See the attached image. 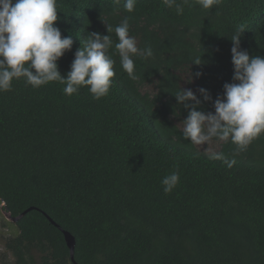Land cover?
<instances>
[{"label": "trees", "instance_id": "trees-1", "mask_svg": "<svg viewBox=\"0 0 264 264\" xmlns=\"http://www.w3.org/2000/svg\"><path fill=\"white\" fill-rule=\"evenodd\" d=\"M123 2L57 0L55 24L73 40L58 70L66 75L89 33L109 34L102 20L114 28L128 17L137 46L153 51L133 57L138 79L122 70L110 33L106 96L93 99L87 87L67 96L59 82L33 88L23 78L0 92V202L13 217L25 212L3 251L14 264H264V133L238 155L212 140L235 160L230 168L181 135L188 106L213 112L232 82L240 25V49L264 57V0H220L210 10L190 0L177 20L162 0H136L131 13ZM189 71L202 75L189 82ZM179 89L200 103H178ZM173 171L179 183L165 194L161 179ZM63 231L74 237V262Z\"/></svg>", "mask_w": 264, "mask_h": 264}, {"label": "clouds", "instance_id": "clouds-1", "mask_svg": "<svg viewBox=\"0 0 264 264\" xmlns=\"http://www.w3.org/2000/svg\"><path fill=\"white\" fill-rule=\"evenodd\" d=\"M162 2L168 8L174 7L177 13H168L166 18L177 20L183 14V6L189 4L190 0H182V3H177V0ZM219 2L196 0L205 10L212 9ZM115 3L119 4L120 0H115ZM135 3L136 0H124V10L133 12ZM58 18L57 0H0V92L11 91L12 81L23 78L33 88L59 82L64 85L63 92L67 96L78 93L81 87H87L93 99L106 96L111 87V78L115 75L116 63L109 54L114 43L110 33L117 38L114 47L120 58V66L130 79H138L133 57L148 59L153 56L150 46L139 48L136 38L129 34L128 17H124L114 28L102 20L109 34L89 33L83 47L75 52L70 70L62 76L57 62L70 50L73 40L70 36L62 38L61 30L55 24ZM145 18L141 13L139 19L143 21ZM244 31L245 26L240 25L230 39L232 82L223 84L222 96H217L213 101L214 111H200L195 106L186 105L190 110L182 122L181 135L184 140L195 145L214 139L231 142L235 145L234 155H238L264 133V57H250L248 51L240 49ZM199 57L192 63L200 65L202 61ZM201 75L200 72L193 74L189 71L187 80L191 82ZM199 92L204 101L212 99L206 89L200 88ZM174 96L178 103H200L191 89H179ZM210 158L223 160L229 168L235 164L234 159L228 161L222 152H213ZM178 183V171L165 175L161 179L163 192L170 193ZM0 210L9 213L12 218L18 217H13L6 210L3 201L0 202ZM4 218L13 224L17 222L7 219L5 215Z\"/></svg>", "mask_w": 264, "mask_h": 264}, {"label": "rangeland", "instance_id": "rangeland-1", "mask_svg": "<svg viewBox=\"0 0 264 264\" xmlns=\"http://www.w3.org/2000/svg\"><path fill=\"white\" fill-rule=\"evenodd\" d=\"M195 145V144H194ZM196 148L201 151V152H205V153H213L216 152L219 145L217 143H214L212 141L206 143V144H202V145H195ZM4 215L6 216H10L9 213L5 212V211H1L0 210V255L1 254H5L7 256V259H5V262L0 261V264L3 263H9V264H14L15 259L13 258L12 254L10 256L9 253H5L3 251L4 247H6V243H7V239L16 236V227L13 225V223L8 222L5 220ZM35 254V253H33Z\"/></svg>", "mask_w": 264, "mask_h": 264}, {"label": "water", "instance_id": "water-1", "mask_svg": "<svg viewBox=\"0 0 264 264\" xmlns=\"http://www.w3.org/2000/svg\"><path fill=\"white\" fill-rule=\"evenodd\" d=\"M28 210H26L27 212ZM25 212H23L20 216H18L17 218H12L10 216H7V219L9 220H12L13 222H16L18 219H20L23 214ZM49 219V218H48ZM50 220V219H49ZM51 221V220H50ZM52 224H54V222H52ZM57 226V225H56ZM63 235H64V240H65V243L67 245V247L69 248V251H70V258L72 260V262H74V259H73V255H74V246H75V241H74V238L68 233V232H65L63 231Z\"/></svg>", "mask_w": 264, "mask_h": 264}]
</instances>
